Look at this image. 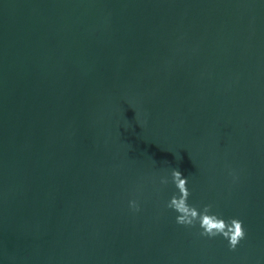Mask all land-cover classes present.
I'll return each mask as SVG.
<instances>
[{
    "label": "water",
    "instance_id": "water-1",
    "mask_svg": "<svg viewBox=\"0 0 264 264\" xmlns=\"http://www.w3.org/2000/svg\"><path fill=\"white\" fill-rule=\"evenodd\" d=\"M0 264H264V0H0Z\"/></svg>",
    "mask_w": 264,
    "mask_h": 264
}]
</instances>
